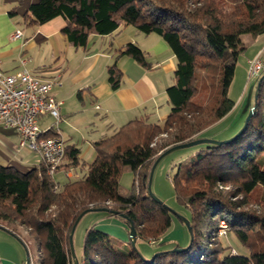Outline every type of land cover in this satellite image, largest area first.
<instances>
[{"label":"trees","instance_id":"obj_1","mask_svg":"<svg viewBox=\"0 0 264 264\" xmlns=\"http://www.w3.org/2000/svg\"><path fill=\"white\" fill-rule=\"evenodd\" d=\"M59 16L64 19L61 32L74 47L85 48L92 35L119 34L132 25L164 39L177 65L167 88L171 108L164 122H127L94 144L90 163L80 147L66 144L57 172L86 168L79 178L61 183L43 161L26 172L0 163V226L20 240L10 224L26 229L40 254L37 264H74L70 233L90 208L125 214L115 217L127 228L132 221L137 239L164 236L173 218L170 208L149 193L152 166L166 149L197 139L232 111L236 102L230 86L248 48L241 36L264 33V0H38L23 19L36 27ZM110 46L115 61L107 72L113 89L123 79L119 57L152 67L137 43ZM252 101L243 132L220 144L202 143L177 164L172 182L177 201L190 212L187 246L158 248L148 258L134 246L120 248L110 233L94 225L87 229L78 264H264V168L257 159L264 152V76ZM126 170L135 175L130 189L120 183ZM222 221L246 253L223 243Z\"/></svg>","mask_w":264,"mask_h":264},{"label":"crops","instance_id":"obj_2","mask_svg":"<svg viewBox=\"0 0 264 264\" xmlns=\"http://www.w3.org/2000/svg\"><path fill=\"white\" fill-rule=\"evenodd\" d=\"M37 1L0 0V69L13 73L25 61V65L37 75L50 77L60 74L61 85L56 86L53 93L62 101L60 112L63 122L59 130L66 144L80 147L82 157L90 163L96 156L94 144L127 122L140 118L159 123L165 121L171 108L167 88L173 81L177 63L164 39L154 33H141L128 25L119 34L92 35L85 48L74 47L61 32L64 19L60 16L36 27L25 25L23 15ZM16 29L24 32V40L12 39ZM130 42L137 43L148 53L152 67L146 68L129 56L119 57L117 65L123 72V79L120 87L113 89L107 72L108 66L115 61L110 45L122 47ZM258 54L263 55V51L248 59ZM232 112L233 109L223 119ZM51 123L53 121L48 115L40 119L41 127ZM16 133L0 134V161H6L4 155L10 152L14 156L18 154L20 136ZM32 152L34 155L28 152L26 159L35 167L42 159L38 153ZM80 170L82 172L83 169H62L57 172V177L68 179L75 173L79 176ZM110 226L129 237L127 226L122 221L111 219ZM4 234L7 239H14L13 233L0 226V238ZM0 259L3 264H23V253L18 248L10 255L2 249L0 242Z\"/></svg>","mask_w":264,"mask_h":264},{"label":"rangeland","instance_id":"obj_3","mask_svg":"<svg viewBox=\"0 0 264 264\" xmlns=\"http://www.w3.org/2000/svg\"><path fill=\"white\" fill-rule=\"evenodd\" d=\"M129 26L134 27L132 25ZM241 38L247 44L248 48L239 57L236 74L229 90V96L236 102L233 108V112L228 116V118H225L220 122L214 124L215 126L212 125L210 128L204 130L199 134L197 139L202 138L203 136H207L208 138H211V136H213L217 140H228L235 136L245 124L246 118L250 111L251 103L253 102L252 100L254 98L255 86L259 79L264 75L263 72L255 84H253V82H250L247 63L248 57L253 56L259 51H263V55H260H262V57L264 58V33L258 35L257 37H253L251 34H243ZM50 118L52 119L54 124L55 120L52 117ZM62 122L63 120L58 123L59 129H61ZM8 131H13L16 133L15 130L0 125V134L7 135L6 132ZM78 135L80 136V134ZM82 144L83 143L80 142V145ZM201 147L203 146L199 144L191 147L176 149L163 156L155 167L151 182V192L170 208V212L173 218L172 226L168 229L164 236L160 238L148 237L145 239H137L134 244L130 243L129 237L127 238L126 235L123 236L121 233H119L120 230L118 228L110 226L111 219L115 218L117 219V221H121L117 217H115L114 214L106 211L91 210L86 212L78 221H76L74 225L73 245L77 257L79 258L82 256L87 229L94 225L110 233L112 239L120 248L124 250H131L134 246L148 258H150L154 251L158 248L174 249L176 248V245H180L181 247L187 246L190 242V232L188 230L187 224L185 223V221H182L180 219L179 215L188 218L190 212L187 208H185L177 201L174 193L172 178L177 172V164L188 155L199 150ZM28 152H30L31 155H34L31 150H29L28 148H24L20 149L18 154L15 156L11 152L4 155L6 161H0V163L3 165L15 166L19 170L26 172L32 168V165L29 164L28 160L26 159V157L28 156ZM257 159L259 160L262 168H264V152L259 155ZM32 160L34 161L35 158H33ZM85 171L86 168H84L82 172L80 170L78 173L79 176L75 173V175H73L71 179L79 178L85 173ZM57 178V180L61 181V183L67 180V178H60L59 176ZM134 178L135 175L133 171L126 170L120 177V183L124 189H130L134 183ZM221 187L223 188V186ZM224 188L228 189V187ZM224 223L225 221L221 222L219 231L223 243L225 245L233 246L237 251L246 253L247 251L245 250L241 242L233 233L229 232L227 224ZM10 226L14 227L15 231L22 235V240L27 244L30 264H37L36 261L40 259V254L35 250L34 242L31 237H29L26 229L16 224H10ZM128 229L129 228H127V230ZM4 235V237L0 238L2 249L12 255V253H14L16 249L20 248L23 253V264H27V251L22 240L15 236L14 239H7L6 234Z\"/></svg>","mask_w":264,"mask_h":264},{"label":"built area","instance_id":"obj_4","mask_svg":"<svg viewBox=\"0 0 264 264\" xmlns=\"http://www.w3.org/2000/svg\"><path fill=\"white\" fill-rule=\"evenodd\" d=\"M11 37L13 40L25 39L21 29H16ZM247 63L249 80L255 84L264 72V58L258 54L249 58ZM60 85V74L37 75L25 65V61L13 73L0 69V124L15 129L20 136L18 149L28 148L38 153L52 176L57 173L66 152V139L58 128L62 101L53 93V89ZM46 115L55 123L41 127L40 119ZM50 132L54 134L48 135ZM0 264H3L1 259Z\"/></svg>","mask_w":264,"mask_h":264},{"label":"water","instance_id":"obj_5","mask_svg":"<svg viewBox=\"0 0 264 264\" xmlns=\"http://www.w3.org/2000/svg\"><path fill=\"white\" fill-rule=\"evenodd\" d=\"M264 76V75H263ZM252 112H253V107L250 108V111H249V114L246 118V121H245V124L244 126L242 127V129L238 132H243V130L245 129V127L247 126V123L252 115ZM231 139H228V140H217V139H213V138H199V139H195V140H191V141H188V142H185V143H180V144H177V145H174V146H171L169 147L168 149H166L161 155L160 157H158V159L155 161V163L153 164L152 166V169H151V173H150V177H149V193L150 195L155 198L156 200L160 201V199H158L154 194H152L151 192V182H152V177H153V174H154V170H155V167L156 165L158 164V162L160 161V159L165 156L166 154L176 150V149H179V148H184V147H191V146H194V145H199V144H202V143H213V144H220L222 142H226V141H229ZM162 202V201H160ZM91 210H99V211H106V212H111L110 209L108 208H90L84 212H82L80 214V216L78 217L77 221L88 211H91ZM113 213L114 215H119L121 217H124V218H127L125 214L121 213V212H117V211H113L111 212ZM184 221L185 223L187 224V227H188V230L189 232L191 233V225H190V221L188 218H184ZM129 234L133 240V244L135 243L136 239H137V233H136V229L134 227V224L132 221H130V227H129ZM73 234H74V227L70 233V247H71V252H72V256L74 258V264H78V258H77V255L75 253V250H74V245H73ZM177 248H174L173 250H175ZM27 264H30V260L27 259Z\"/></svg>","mask_w":264,"mask_h":264}]
</instances>
